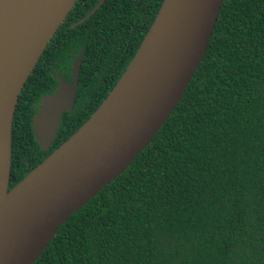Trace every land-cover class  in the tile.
<instances>
[{
	"label": "trees",
	"instance_id": "1",
	"mask_svg": "<svg viewBox=\"0 0 264 264\" xmlns=\"http://www.w3.org/2000/svg\"><path fill=\"white\" fill-rule=\"evenodd\" d=\"M98 1L77 0L23 86L12 124L9 189L99 107L164 0H106L71 27ZM81 50L73 111L43 152L32 119L57 84L50 71L68 75ZM33 264H264V0H224L174 111Z\"/></svg>",
	"mask_w": 264,
	"mask_h": 264
},
{
	"label": "water",
	"instance_id": "2",
	"mask_svg": "<svg viewBox=\"0 0 264 264\" xmlns=\"http://www.w3.org/2000/svg\"><path fill=\"white\" fill-rule=\"evenodd\" d=\"M77 0H0V264H33L74 213L123 173L182 98L202 61L224 0H164L121 77L82 126L9 189L18 97ZM105 2L76 25L85 22ZM72 80L41 99L32 119L42 151L72 112Z\"/></svg>",
	"mask_w": 264,
	"mask_h": 264
},
{
	"label": "flooded vegetation",
	"instance_id": "3",
	"mask_svg": "<svg viewBox=\"0 0 264 264\" xmlns=\"http://www.w3.org/2000/svg\"><path fill=\"white\" fill-rule=\"evenodd\" d=\"M100 1V0H99ZM99 1H98V3H99ZM106 1V0H105ZM104 4V3H103ZM102 4V5H103ZM98 5V4H97ZM96 5V6H97ZM101 5V6H102ZM91 13V12H90ZM88 15V14H87ZM77 24V23H76ZM76 24H73V25H71V27H74V26H76ZM81 52H83L84 53V51L83 50H81L79 53H78V55L76 56V58H74L73 59V61H72V63H71V68H70V72H69V74H70V77H69V74L68 75H62L61 74V72L60 71H50V75H51V77H53L54 79H55V81H56V85H55V88H54V90H52V92H49L48 94H44L41 98H40V102H39V105L37 106V111H38V108H39V106H40V103H41V99L43 98V97H45V96H49V95H52L54 92H55V90H56V88H57V86H58V80H57V74H59L60 75V77L64 80V81H67V82H70L71 80H72V67H73V64H74V62H75V60L78 58V56H79V54L81 53ZM83 56V55H82ZM81 62H82V58H81ZM81 67V66H80ZM79 77H80V74H79ZM52 80V79H51ZM78 85H79V80H78ZM77 89H78V87H77ZM49 90H51V88L49 89ZM74 104H75V102H74ZM73 108H74V106H73ZM37 111L35 112V114L37 113ZM67 113V112H66ZM70 113V112H69ZM65 114V113H64ZM63 114V115H64ZM63 117V116H62ZM61 121H62V119H61ZM60 124H61V122H60ZM60 126V125H59ZM59 129V128H58ZM58 131V130H57ZM40 147V146H39ZM43 152H47V151H43Z\"/></svg>",
	"mask_w": 264,
	"mask_h": 264
}]
</instances>
